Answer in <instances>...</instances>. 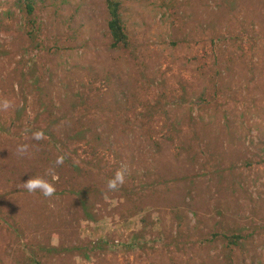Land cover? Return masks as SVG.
Returning <instances> with one entry per match:
<instances>
[{"label":"rangeland","instance_id":"1","mask_svg":"<svg viewBox=\"0 0 264 264\" xmlns=\"http://www.w3.org/2000/svg\"><path fill=\"white\" fill-rule=\"evenodd\" d=\"M33 1L0 0V264H264V0H117L128 48L105 0Z\"/></svg>","mask_w":264,"mask_h":264},{"label":"trees","instance_id":"2","mask_svg":"<svg viewBox=\"0 0 264 264\" xmlns=\"http://www.w3.org/2000/svg\"><path fill=\"white\" fill-rule=\"evenodd\" d=\"M108 10V30L112 39V47L114 48H128L131 43V39L127 30L123 24L122 16L120 12V2L117 0H105ZM17 4L27 14V17H32L35 14V4L33 0H17ZM31 25L30 34L33 39L38 38L40 27L36 19L29 21ZM229 243L236 244L239 240V236L232 235L228 237ZM40 264V262H37Z\"/></svg>","mask_w":264,"mask_h":264},{"label":"clouds","instance_id":"3","mask_svg":"<svg viewBox=\"0 0 264 264\" xmlns=\"http://www.w3.org/2000/svg\"><path fill=\"white\" fill-rule=\"evenodd\" d=\"M34 138L40 140L43 138V133L36 132L34 133ZM24 148H21V151H24ZM57 164L63 163V157H59L56 161ZM58 179L55 175H52V180L55 181ZM125 182V172L124 170H118L115 176L108 181V188L115 190L120 185H123ZM24 187L27 189L28 192H35L37 190L41 191L42 194L46 197H50L55 192V186L53 183L49 182L43 176H31L26 182H24Z\"/></svg>","mask_w":264,"mask_h":264}]
</instances>
